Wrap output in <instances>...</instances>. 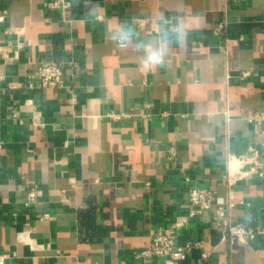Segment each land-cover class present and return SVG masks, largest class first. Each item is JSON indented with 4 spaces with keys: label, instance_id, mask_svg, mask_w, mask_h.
<instances>
[{
    "label": "crops",
    "instance_id": "0c3cea01",
    "mask_svg": "<svg viewBox=\"0 0 264 264\" xmlns=\"http://www.w3.org/2000/svg\"><path fill=\"white\" fill-rule=\"evenodd\" d=\"M47 1L0 0V46L11 41L13 55L22 43L0 59L7 264H158L135 253L183 216L176 243L205 246L181 264H264V231L222 242L214 210L188 216L187 200L191 186H210L224 202L226 155L264 142V117L249 120L264 116V0ZM118 25L134 33L127 46L112 38ZM163 32L164 63L145 69L143 45ZM49 59L63 62L65 85L29 87L26 74ZM32 185L41 195L25 205ZM233 199L232 222L264 229V177L237 182Z\"/></svg>",
    "mask_w": 264,
    "mask_h": 264
},
{
    "label": "built area",
    "instance_id": "2783aa9c",
    "mask_svg": "<svg viewBox=\"0 0 264 264\" xmlns=\"http://www.w3.org/2000/svg\"><path fill=\"white\" fill-rule=\"evenodd\" d=\"M47 8L64 10L70 6L69 0H49L45 2ZM3 21V15H0V23ZM133 23L138 27L144 26V19L133 18ZM224 24L218 23L214 29L222 33ZM22 43L17 42L15 45L14 53L12 55V43L6 42L4 49L0 46V59L7 61L12 57L17 56L18 48ZM71 64H74L70 61ZM64 64L57 60H42L37 68L32 72L26 74V83L29 87H63L64 83ZM247 74V72H243ZM0 74V78H1ZM71 97V105H74L75 94L73 90ZM13 117L18 115L17 110H12ZM112 119H118L126 116L125 112H111L108 114ZM143 116H147L143 114ZM264 116L261 113H256L250 117L249 120L259 123ZM3 141L0 140V149L2 148ZM172 154L174 152H171ZM256 175L264 177V142L261 147L251 145L242 154L228 153L225 157V167L220 174V181L227 187V199L219 203L217 199V190L210 186H191L188 189L187 200L189 203L188 216H196L202 214L207 210H214L216 227L219 234V240L222 242L233 243L235 241L248 242L253 239L258 233L263 232L264 229H256L252 226H247L241 223L232 222L226 210L234 206L233 199V186L249 176ZM41 189L37 185H32L27 190V196L24 201L25 205L35 203L39 200ZM47 214H42L41 217H46ZM185 216L179 218L172 223L165 231H156L152 234L149 244L135 253L136 258H149L156 256L161 258L158 264H181L186 259L187 254L193 248H202L205 246L204 240L196 239L189 240L182 245L176 243V238L180 227L186 222ZM209 251L204 250L202 257L205 258ZM13 252H0V264H7L8 261L14 256Z\"/></svg>",
    "mask_w": 264,
    "mask_h": 264
},
{
    "label": "clouds",
    "instance_id": "9594fccd",
    "mask_svg": "<svg viewBox=\"0 0 264 264\" xmlns=\"http://www.w3.org/2000/svg\"><path fill=\"white\" fill-rule=\"evenodd\" d=\"M181 28L179 25L175 28L177 39H179ZM133 31L126 25H118L114 30L113 39L120 42L123 46H127L126 42H129L133 38ZM170 39L167 32L159 33L154 43L143 45L144 56L142 64L145 69H153L158 65L164 63L165 57L168 52ZM140 47L139 45L137 46Z\"/></svg>",
    "mask_w": 264,
    "mask_h": 264
}]
</instances>
